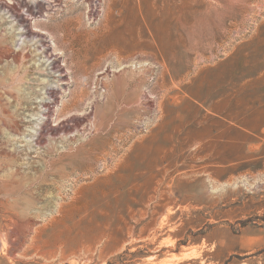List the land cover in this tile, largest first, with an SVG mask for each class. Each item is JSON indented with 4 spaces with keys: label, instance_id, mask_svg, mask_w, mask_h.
Segmentation results:
<instances>
[{
    "label": "rangeland",
    "instance_id": "374dc122",
    "mask_svg": "<svg viewBox=\"0 0 264 264\" xmlns=\"http://www.w3.org/2000/svg\"><path fill=\"white\" fill-rule=\"evenodd\" d=\"M37 1L0 0V264H264V0Z\"/></svg>",
    "mask_w": 264,
    "mask_h": 264
},
{
    "label": "bare ground",
    "instance_id": "6f19581e",
    "mask_svg": "<svg viewBox=\"0 0 264 264\" xmlns=\"http://www.w3.org/2000/svg\"><path fill=\"white\" fill-rule=\"evenodd\" d=\"M29 1V0H28ZM37 1V0H36ZM23 2V1H22ZM40 4H39V2L37 1L36 3H29V4H26V7L28 8V9H34V8H37L38 6H39ZM0 10H4V11H6L7 13H9L10 14V17H12L15 21H17L18 23H21V24H23V23H25V22H27V20H25V19H23L22 17H21V15H19V14H17L15 11H14V9L12 8V7H10V6H7L6 4H4V3H0ZM27 11V10H26ZM41 11V10H40ZM35 12V11H34ZM5 14V13H4ZM27 19V18H26ZM29 21V20H28ZM31 21V20H30ZM31 24V23H30ZM28 25V24H27ZM36 25V24H35ZM36 27V26H35ZM28 29V28H27ZM26 29V27H23L22 28V30H23V33H21V37H24V36H26L27 34H29L30 32H29V30H27ZM21 30V29H20ZM44 32H46V31H44ZM19 33H20V31H19ZM34 34V33H33ZM42 34V33H41ZM40 35V34H39ZM45 35V34H44ZM48 35V34H47ZM50 35V34H49ZM27 37H29L28 35H27ZM26 37V38H27ZM32 38H33V36H32ZM36 38V37H35ZM45 38V37H44ZM39 39V38H38ZM27 40V39H26ZM33 40V39H32ZM40 40H42V38L40 39ZM28 41V40H27ZM55 41V40H54ZM45 42V41H44ZM47 43V42H46ZM35 45V44H34ZM41 45V44H40ZM39 46V45H38ZM42 46V45H41ZM49 47H50V45H48ZM43 49V48H42ZM40 51V50H39ZM52 55V54H51ZM48 56V55H47ZM51 57V56H50ZM52 58V57H51ZM49 59V58H48ZM53 59V58H52ZM51 59V61H53ZM50 60V59H49ZM47 63V62H46ZM50 65H51V67H52V69H57L58 67H57V65H56V63L55 62H50ZM50 67V68H51ZM63 69V68H62ZM59 71V70H58ZM61 71V70H60ZM52 72V71H51ZM59 74V73H58ZM63 82V81H62ZM53 88V87H52ZM48 98H50V99H52L53 100V98L55 97V94H56V92L55 91H53L52 89H50L49 91H48ZM49 101V100H48ZM51 103L52 102H44V104L42 105L43 107H45L46 109H44L43 110V116L44 115H46V113H49V111H50V106H51ZM57 103V102H56ZM39 117V116H38ZM39 130H40V127H39V129H38V131H37V134H38V132H39ZM44 132V131H43ZM53 132V131H52ZM54 134V133H53ZM36 136V135H35ZM39 136H41L40 134H39ZM40 139V137L38 138V140ZM40 141V140H39ZM120 189V188H119ZM117 192V191H116ZM111 194V193H110Z\"/></svg>",
    "mask_w": 264,
    "mask_h": 264
}]
</instances>
